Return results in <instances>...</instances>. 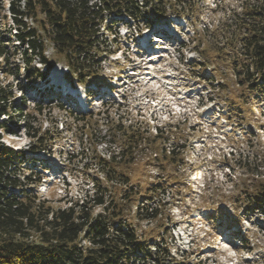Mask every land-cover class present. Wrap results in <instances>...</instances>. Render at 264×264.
<instances>
[{
	"label": "rangeland",
	"instance_id": "rangeland-1",
	"mask_svg": "<svg viewBox=\"0 0 264 264\" xmlns=\"http://www.w3.org/2000/svg\"><path fill=\"white\" fill-rule=\"evenodd\" d=\"M9 1L0 0V30L2 35H5V40L10 37L6 49V60L2 61L0 59V67L5 68V71L9 73H14V75L6 76V74L0 72V87L8 97V100L5 99L0 102V143L13 150L26 151L28 146L35 145L37 142L36 138H30L36 130L50 132L48 140L42 142L43 147L35 149L39 153L32 155L31 162L32 164L44 162V165L51 167V170L47 169L43 173L49 182L48 185H42L41 188H38L41 196L51 201L52 206L56 209L67 208L70 205L69 202L82 203L81 201L86 196L88 189H91L93 185L92 177L99 173V168L95 165L97 157L105 158L109 156L110 150L115 151L116 154L121 149L120 145H122L123 138L119 139L118 133L115 132L118 131L115 126L118 124L116 122L124 125L126 116L119 115L116 110L122 106H128L134 115L133 118L135 117V110H141V113L144 112L145 118H148L150 111L154 108L153 105L142 99V95L145 91L155 87L159 80L169 84H179L180 89L186 88L187 90L193 86L194 97L199 94L200 90L206 89L207 91H202L201 94H204L205 98L211 99L212 102L198 110L195 113L196 117H193L187 123L189 126H194L196 121H199L204 124L203 128L200 129V127L194 126L195 131H188L183 127H177L175 137L181 141L177 139L170 141V145L181 146L180 151L176 149V154L180 153V156H178L180 160H177L176 157L172 162H156L153 153L158 149L161 150L167 147V144H161V141H157L152 144L145 143L142 150L134 154L131 164H127V167L123 169V171L132 175L131 184L133 186L138 187L137 182H140L143 186L140 194H134V198L131 200L134 204H146V198H143L146 192L144 186L157 180L164 185V190L153 196L154 203H150L152 207L159 204V207L157 206L159 215L155 220L137 221L133 218L136 212L135 208L130 211L129 208L126 210V214L128 213L126 219L133 223L140 234L144 233L145 236L151 234L162 235L167 240L170 253L174 258V261H170L171 264H264V214L255 210H248L245 212L247 215L244 216L241 211L242 204V207L240 205L238 210H234L232 206L235 197L242 191V182L245 179L243 175L248 174L249 178H252L251 175L253 174L264 176V101L257 100L256 95L244 90L241 86H237L238 79L233 71L235 65L242 63L243 59L237 57L233 52L235 49L232 43L236 39V35H230L228 24L233 9L241 6L244 0H225L221 2L217 10H213L216 3H213V0H205V2L199 0L196 2L197 7L193 9V13L202 12V17L200 23H196L197 32L192 37L195 42L183 52V55L180 53L174 54L172 58H168L165 64L159 61V58L152 57L155 62L144 65L145 68L135 71L134 73L138 76H136L137 82L134 83V86L137 89L132 94L127 95L125 101H123L126 94L124 90L115 92V98H108L110 100L102 107L101 102L95 101L96 96L89 98L88 102L92 104L90 108L92 117H88L87 114L75 118L85 119L86 123H90V126L87 125V127L81 122L72 126L78 120L69 121V119H64L65 113L55 108V103H47V98L41 104L35 106L39 101L37 97L33 96V92H29V87L34 88V92H39L38 88L35 89L36 86L44 89L48 84L42 85V83H47L50 79L56 85L59 84L62 89L68 88L71 82L62 78L60 65H56L54 70L44 73V64L38 58L33 57L27 68L30 71L43 72L46 76H44L45 79L40 80L34 78L33 83H31L29 77L26 78L25 71L21 69L24 67L25 60L19 49L16 48L19 46H17L18 43L13 37L16 27L8 9ZM254 1L249 0V3ZM239 11L237 10V12ZM26 24L27 26L32 25L29 20L26 21ZM182 24L185 25V23ZM161 26L170 29L169 24ZM125 28H127L125 24L121 23L108 31H102L104 42L99 51L95 53L93 59L97 63V67L93 69L101 67V72H104L106 76L120 72V66L124 64L123 53L127 49L134 50L135 48L134 44L131 45L132 48L125 45L127 40L130 43V37L135 36L133 27L128 30ZM205 28L208 29L206 33H204L205 31L202 32ZM177 31L180 33L187 32L184 29ZM225 31L226 34H224ZM8 32L12 35L9 36ZM200 34L201 36H198ZM117 42L124 48L111 55L116 49L114 44ZM170 48L174 50L175 46H170ZM216 50H219L221 57L218 56ZM51 51L49 44L44 57L51 58ZM222 52L225 55H221ZM181 55L182 61L180 60ZM202 57L208 61L204 70H202V74L205 77H214L212 83H216L215 86L203 82L202 76L195 74L198 78H193L191 75L190 64L198 61L202 62ZM138 60L140 59L138 58ZM160 69L164 71L159 72ZM173 70H176V73ZM214 72H216V76H213L212 73ZM164 73L171 76L166 77ZM94 74L88 76L92 81H96V75L93 76ZM179 75L187 76L188 79L179 83L177 79ZM172 77H176V79ZM114 80L115 78L113 79L112 76V82ZM221 83H223L224 88L217 91L215 87ZM207 84L212 87L210 88L211 91L206 88ZM163 85L158 84V86H161L158 89L160 94H164ZM84 87L86 85L79 86V89H84ZM90 88H94L99 95L104 90L93 86H90ZM241 94H244V106L246 107L238 116L230 114H227V116L225 113L230 111L233 104L240 107L239 102L234 98ZM154 104L159 105L157 102ZM39 106L40 112L37 110ZM64 109L67 110L68 108L64 107ZM123 110L125 109L122 108ZM2 113H5V115ZM24 116L27 117L26 120H24ZM119 116L123 118H118ZM105 117L109 118L105 119ZM105 120H111L109 127L113 126V129L109 130V138H104L112 142V135L114 134L116 139L115 145L110 149L108 143H97L101 138L99 137L100 131L108 130V127L103 126ZM61 122H63V125L60 124ZM55 123L58 129L57 134H54V131H56ZM65 124L71 126V132H66ZM208 125L210 127L207 128ZM120 127H122L121 124ZM239 127L242 130H239ZM246 131H254L256 134L249 138L248 133H245ZM150 134L154 135L155 133L150 130ZM232 136L238 144L237 148H234V152L238 155L243 154L241 166L238 170L229 167L228 161H231L232 157L229 156L228 150H226V153H223L225 150H221V148L224 149L227 146L225 143H228ZM86 137L87 141L81 145V139L86 140ZM211 161H215L214 164H210V168L216 170V173H214L216 175L214 176V182L204 191L199 188L202 181L195 174H198L200 170L202 174L205 170L209 171L207 168L203 169V166L211 163ZM175 162L176 164H174ZM245 163L248 167L262 165V168L258 172L254 168L253 171H248L246 168H241ZM57 164H60L58 166L61 169L64 167L66 177L60 176L61 174L56 176ZM24 167L29 168V163L25 164ZM223 168H228V170ZM25 171L27 172V170ZM208 177L209 175L206 180ZM99 179L103 180L102 174H99ZM51 180H53V183L49 184ZM66 182H69V185ZM168 182V186H165ZM107 187L108 193L111 191L115 194V198L119 202L120 196L118 193L121 187L116 186L113 189L111 184H107ZM93 192L87 193V197L89 198ZM99 212V208L93 209L94 214ZM212 218L218 219L211 223L210 219ZM226 220H228L227 224L229 225L226 224ZM189 221L194 225L192 237L194 242L192 246L186 248V246H182L180 241L181 231L176 228L180 225V229H183L182 224ZM166 222L168 224L165 228ZM219 231H230L228 240H225L223 235H219ZM233 232H239L243 239L247 236L245 238L247 245L243 243L244 241L238 243L236 240L234 242L235 235H233ZM232 243L240 245L235 248ZM183 248H185V251ZM221 248L228 251L226 253L220 252ZM227 261L231 262L227 263Z\"/></svg>",
	"mask_w": 264,
	"mask_h": 264
},
{
	"label": "trees",
	"instance_id": "trees-1",
	"mask_svg": "<svg viewBox=\"0 0 264 264\" xmlns=\"http://www.w3.org/2000/svg\"><path fill=\"white\" fill-rule=\"evenodd\" d=\"M196 2L198 0H10L8 9L16 27L13 34L19 46L16 48L25 60L21 69L25 71L26 78H43V73L27 68L33 58H38L47 68L54 60L62 59L80 80L90 75L95 53L104 42L101 31L107 28L106 22L113 15H127L148 26L168 13L193 18ZM239 9V12L238 8L233 9L228 24L230 35H236L232 43L233 52L243 59L233 69L238 79L237 86L256 95L257 100L264 101V0L253 3L244 0ZM27 20L31 26H27ZM202 32L206 33L208 29ZM8 34L12 35L10 32ZM9 38L5 40L0 30L2 61L6 60ZM47 44H51L55 50L51 58L44 57ZM216 51L220 56L219 50ZM206 63L208 61L202 57V62L192 64L191 72L204 69ZM0 72L6 76L14 75L1 67ZM222 84L217 85V91L224 88ZM243 96H235L240 107L233 104L230 114L238 116L244 110ZM5 99L8 100V97L0 87V102ZM37 110L40 112V106ZM26 118L24 116V120ZM78 122L90 126L85 120ZM110 122L105 120L103 126L108 130L100 131L99 136L104 132L101 137L109 138V130L113 129V126L109 127ZM116 123L118 131L115 132L119 139L123 138L120 151L116 154L109 151V156L105 158L97 157L95 165L99 173L92 177L93 194L89 198L85 196L81 204L72 203L67 208L56 209L51 201L40 198L36 191L40 178L31 170L29 175L25 171L28 169L24 167V153L0 143V264H171L170 261H174L162 235L140 234L133 223L126 219V210L135 208L133 218L137 221L155 220L159 215V204L152 207L150 203H154L153 196L164 190V185L157 180L144 186L146 204H134L131 200L134 194H140L143 186L140 182H137L138 187L133 186L132 175L123 169L131 164L134 154L141 151L145 143L161 141V144L168 145L153 153L158 163L172 162L176 157L180 160V153L176 152L180 151L181 146L170 145L171 140L177 139L172 132L164 136L159 130L160 135L154 136L143 123L132 122L128 118L124 120V125ZM38 131L30 136L37 140L35 145H31V151L43 147V140H48L50 135L49 131H39V134ZM248 136L251 138L253 135L250 133ZM112 138L113 143L105 138H100L97 143H108L110 149L116 143L114 134ZM232 143L236 149L238 144ZM228 154L232 157L228 161L229 167L238 170L243 154H236L234 149ZM241 168L248 171L254 168L258 172L262 165L248 167L245 163ZM99 174L103 175V180L99 179ZM243 176L242 191L232 202L233 209L238 210L242 204L244 216L248 210L264 214V176ZM107 184H111L113 189L121 187L119 202L115 194L111 191L108 193ZM92 208H99L100 212L94 214Z\"/></svg>",
	"mask_w": 264,
	"mask_h": 264
}]
</instances>
